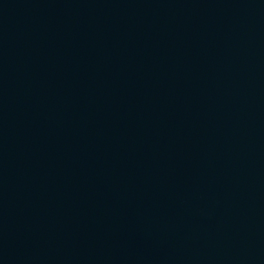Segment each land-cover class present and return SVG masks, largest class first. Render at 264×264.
<instances>
[{
	"label": "water",
	"instance_id": "95a60500",
	"mask_svg": "<svg viewBox=\"0 0 264 264\" xmlns=\"http://www.w3.org/2000/svg\"><path fill=\"white\" fill-rule=\"evenodd\" d=\"M0 264H264V0H0Z\"/></svg>",
	"mask_w": 264,
	"mask_h": 264
}]
</instances>
